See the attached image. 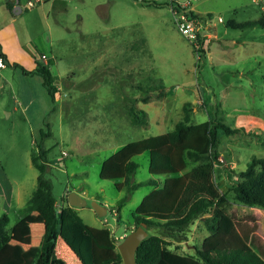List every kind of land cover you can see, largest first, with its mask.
<instances>
[{"label":"rangeland","instance_id":"obj_1","mask_svg":"<svg viewBox=\"0 0 264 264\" xmlns=\"http://www.w3.org/2000/svg\"><path fill=\"white\" fill-rule=\"evenodd\" d=\"M189 2L192 12L210 22L201 32L205 38L199 52L177 30L169 0H42L23 9L13 24L31 56L47 55L58 93L52 102L43 86L17 68V76L11 77L14 87L7 83L0 96V164L7 178L3 185L9 200L21 203L15 211L12 205L8 214L13 224L28 205L39 173L31 153L37 154L41 146L61 215L55 252L65 259L59 258L63 264H100L116 255L121 241L114 236L131 231L134 214L180 217L199 196L218 199L230 186L229 177L235 176L232 170L245 168L252 156H264V130L243 129L233 134L219 129L217 159L211 164L186 156L188 150L209 151L206 122L234 128V118L247 111L264 120V26L229 25L260 18L259 8L250 0ZM218 17L223 22H217ZM230 53L246 60L232 65ZM233 66L247 68L243 77L246 74L249 82L228 87L225 73ZM19 88L27 93L25 98ZM162 90L167 97L160 100ZM184 103L189 104L190 120L177 133ZM129 107L146 111L148 124H133ZM127 161L138 165L130 185L150 178L161 185L128 191L123 169ZM71 191L86 205L67 204L65 197ZM149 194L155 205L172 203V213L157 214L155 208L147 212ZM93 201L105 207V215L96 214ZM230 202L226 211L213 207L211 216L220 219L214 232L208 231L205 219H197L185 229L187 242L165 247L162 264H203L191 256L194 246L249 248L251 236L259 241L264 258V211L235 203L231 197ZM21 223L22 232L15 230L7 254L13 260L16 246L18 257L11 262L30 264L44 225L33 211ZM145 229L149 235L158 233L155 227ZM93 240L112 241L113 253L93 250Z\"/></svg>","mask_w":264,"mask_h":264},{"label":"trees","instance_id":"obj_2","mask_svg":"<svg viewBox=\"0 0 264 264\" xmlns=\"http://www.w3.org/2000/svg\"><path fill=\"white\" fill-rule=\"evenodd\" d=\"M256 24L264 26V18L261 16L260 18L251 21L229 22V25L234 28H245ZM203 38L204 37L199 38L200 44L202 43ZM0 57L5 61V54L1 51V47ZM40 57L41 55L36 59V66L31 71L26 70L17 63H11L10 65L19 68L23 74L32 73L39 75L42 78V86L45 88L51 101L54 102L56 94L58 93L57 76L48 67V64L40 61ZM161 87L163 86L161 85L160 88ZM138 89H141V87L138 86ZM164 94L163 90L159 92L158 99H161ZM144 99L146 100L147 98ZM188 105L189 104L187 103L183 105V120L176 123L175 126L177 133L183 128V123L190 120L188 114L190 108ZM128 114L133 124L141 126H146L148 124L147 114L143 109L129 107ZM206 128L205 141L208 144L209 151L199 152L198 150L193 149L188 150L185 153L186 156L193 161H202L211 164L213 159H217L216 146L219 129L227 134H233L242 129L230 128L220 122L218 124L206 122ZM31 161L39 172L36 178V188L28 200L27 207L19 211L20 214L16 221L22 219L28 214V212L34 211L39 214L44 225L41 239L35 250L33 261L30 264H63L55 252L57 237L60 234L59 225L61 223V215L56 208L57 199L53 194L52 184L46 177L48 162L45 160V153L41 146H39L37 154L33 152L31 153ZM137 167L138 165L134 161H127L124 164V183L129 185L127 186L128 191L130 189H136L142 185H151L155 187L161 185L159 181L153 178L130 185V175L134 174ZM232 172L235 173V176L229 177V180L231 181L230 186L222 191L218 199L213 200L205 196H199L189 204L186 212L180 217L160 219L138 213L134 214V223L130 230H133L140 224L158 229L157 234H147V237L139 244L135 253L136 264H162L165 247L174 242H187L188 239L185 235V229L199 218L205 219L208 231L214 232L217 228L218 218L211 216V211L214 206L220 208L222 211H226L227 205L231 203L230 197L235 203L248 207H256L264 211V156H252L245 168L237 172L232 170ZM125 199L126 198H123L116 206L117 212ZM65 201L68 204L67 195ZM143 204H145V202ZM166 206L167 203H163L162 205L156 204L153 208H155V210L159 209L156 211L163 212V209ZM67 209L69 211L68 206H66V210ZM157 214L159 213L157 212ZM75 220L77 222L79 221L77 218H75ZM83 227L84 229L86 228L85 226ZM12 229L13 224H11L9 214L6 212L0 213V251L9 242ZM160 231L162 234H159ZM122 239L117 241H122ZM247 241L248 243L251 241L249 248H212L204 250L194 246V254L191 256L203 264H264V258L261 256L262 249L256 236H251V240L249 237ZM97 246L109 249L114 248L112 241H106L104 244H97ZM72 250L77 257L80 258L77 248L72 247ZM5 264H13V262L8 261ZM100 264H123L118 249L114 257L105 258Z\"/></svg>","mask_w":264,"mask_h":264},{"label":"crops","instance_id":"obj_3","mask_svg":"<svg viewBox=\"0 0 264 264\" xmlns=\"http://www.w3.org/2000/svg\"><path fill=\"white\" fill-rule=\"evenodd\" d=\"M27 1L28 0H0V32H3V34L0 33V47H1V51L5 54V63H6V67L4 69L0 70V96L2 94H4L5 85L7 83L9 84V86L11 88L14 87L13 82L11 81V77H13L14 75L17 76V74L15 72V69H17V68L12 66V65H10V64L11 63H17L18 65L22 66L26 70L31 71V70H33L35 68L36 59L39 57V56H35V55L31 56V54L25 50L24 43H23L22 40H20L21 39L20 32H19L18 29L14 28V26H13L14 23L16 24L18 22V20H19L18 17L20 15H22L21 13H22L23 9L28 10V8L25 7V5H26L25 3ZM17 6L20 8V11H17ZM13 9H15L16 13L13 12ZM6 22H8L10 24L5 26ZM10 25H11V28L9 27ZM4 32H5L6 36H4ZM25 33H26V31H25ZM206 37H211V36L207 35ZM17 38L20 40V42L17 41ZM12 44L14 46L13 48H12ZM41 54H45V53H41ZM230 60L234 61L232 63V65H233L234 63H237V60L238 61L246 60V58H243L242 55H239L237 57V55H232L230 53ZM40 61H42L45 64H49L47 55H46V61L41 60V59H40ZM5 69H10V70L9 71H5ZM246 69L247 68H245V69L241 68L239 70V69L235 68V66L229 68V71L225 73V76L227 77V85H228V87L229 86H232V87L236 86L235 83L238 82V81H242V80L244 82H249V79L246 76V74H245V78L243 77V73H245L244 71H246ZM20 73L24 77H26V79H30L34 84H36V85L39 84L40 86H42V78L39 75L32 74V73L31 74H23L21 71H20ZM19 89H21L23 91V93H24L23 95H24V98H25L27 93H25V91L22 88H19ZM165 96L167 97V95L164 94V97ZM25 102H26V104L29 103L27 99H26ZM193 103L196 104L197 101L194 100ZM194 109L196 110V108H194ZM7 115L11 116V112H8ZM234 128H240V129H243L245 131L264 130V120L255 117L254 115L249 113V111H247V112L238 114L234 118ZM5 183L7 184V178H6L5 174L3 173V169H2V166L0 164V197H1L0 213H2V212L8 213V210L10 212L12 210V205L15 206L13 211L18 210L21 207L20 206L21 203L19 202V199L16 200L14 198H11L9 200V196H8L9 194L6 193V188L3 185ZM151 194L148 195V200H147V198L144 200V202L147 200V207H148V211L147 212L153 211V206L155 205V199H153V198H152L153 200L150 199ZM173 207H174L173 204L169 203V204H167L166 207H164V209H163L164 211L163 212H159V211H156V212H158L161 215L169 214V213H172ZM251 209H254V208H251ZM157 210H159V209H157ZM18 216H19V214H18ZM27 217H28V214H26L22 218V220L20 219L19 221H15L13 223L14 229L12 231L10 240L2 248V250L0 251V264H5L8 261H15L14 259L18 257L17 256V252H16V246L15 247L12 246L13 247V252H14L13 253L14 254L13 255L14 256L13 260H9L8 254H7V249H8L9 246H11L12 239H13V234H14L15 230H17L19 228V229H21V232H22V227H19V226H20V224H22L21 222L24 219L25 220L27 219ZM218 222H220V219L218 220ZM130 228H132V226ZM83 229H82L83 233H86L85 229L84 230ZM29 230H30V228H29ZM125 233L126 232L120 233L119 235L114 236V238L117 239V240L122 239L125 236ZM59 237H60V234L58 235L57 241H56V246H55L56 251H58L57 248L60 245L59 242H58ZM99 240H103V239L101 238ZM104 242H106V241H103L102 243H99L98 240H93L92 243H91L92 244V249L94 250V248L96 247L98 249H102L100 251L108 252V253L112 254L113 251L111 252V250H113L114 248L109 249V248H101V247L97 246V244H104ZM5 250H6V253L4 254ZM56 253L58 254V257L60 259H63L65 261V259L61 255H59L58 252H56ZM114 253L110 257H114L115 256ZM6 257L8 259L5 261Z\"/></svg>","mask_w":264,"mask_h":264},{"label":"built area","instance_id":"obj_4","mask_svg":"<svg viewBox=\"0 0 264 264\" xmlns=\"http://www.w3.org/2000/svg\"><path fill=\"white\" fill-rule=\"evenodd\" d=\"M42 0H28L25 7L31 8L36 3H40ZM190 0H169V7L171 9L175 26L177 30L188 40L191 41L193 48L196 52L200 51L201 44L199 42L200 37H205L201 32L209 28L210 22L205 17L199 16L192 12L189 5ZM260 10L261 16L264 18V0H250ZM217 22H223L221 17L217 18ZM41 60L46 61V55L41 54ZM6 67V63L2 57H0V70Z\"/></svg>","mask_w":264,"mask_h":264},{"label":"water","instance_id":"obj_5","mask_svg":"<svg viewBox=\"0 0 264 264\" xmlns=\"http://www.w3.org/2000/svg\"><path fill=\"white\" fill-rule=\"evenodd\" d=\"M17 11H20L18 6ZM13 12L16 13L15 9H13ZM67 201L70 206H83L86 204V201L74 191L67 194ZM91 206L99 216L106 214V209L101 204L93 201ZM146 237L147 232L144 224L138 225L123 237L122 241L117 245L123 264H136L135 253L141 241Z\"/></svg>","mask_w":264,"mask_h":264}]
</instances>
